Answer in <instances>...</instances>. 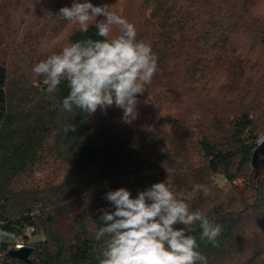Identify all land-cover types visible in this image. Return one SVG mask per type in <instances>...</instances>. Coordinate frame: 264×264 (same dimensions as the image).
Here are the masks:
<instances>
[{"label": "trees", "instance_id": "obj_1", "mask_svg": "<svg viewBox=\"0 0 264 264\" xmlns=\"http://www.w3.org/2000/svg\"><path fill=\"white\" fill-rule=\"evenodd\" d=\"M91 2L134 24L158 58L131 123L114 105L64 110L67 82L50 95L32 71L63 33L66 46L103 39L56 17L73 0H0V233L32 249L17 259L0 234V264H99L106 193L135 198L165 180L222 226L218 246L190 226L207 264H264V0Z\"/></svg>", "mask_w": 264, "mask_h": 264}, {"label": "clouds", "instance_id": "obj_2", "mask_svg": "<svg viewBox=\"0 0 264 264\" xmlns=\"http://www.w3.org/2000/svg\"><path fill=\"white\" fill-rule=\"evenodd\" d=\"M56 17L78 25L82 33L94 24L103 39L70 43L36 63L32 71L44 78L47 93H55L66 81L69 93L62 100L64 110L94 114L98 108L114 105L123 110L122 120L131 123L138 116V94H144L157 72L158 58L151 45L138 41L135 25L109 4L73 0ZM198 188L208 195L204 185ZM105 199L114 210L101 209L103 226L94 233L104 244L99 264H207L196 237L189 234L196 224L200 239L218 246L222 226L202 211L192 210L167 180L139 191L135 198L121 187L108 191Z\"/></svg>", "mask_w": 264, "mask_h": 264}, {"label": "water", "instance_id": "obj_3", "mask_svg": "<svg viewBox=\"0 0 264 264\" xmlns=\"http://www.w3.org/2000/svg\"><path fill=\"white\" fill-rule=\"evenodd\" d=\"M254 167L255 168L264 167V140L261 141L259 149L255 154ZM31 252L32 249L30 247H24L20 250L13 251L12 256L23 261H28Z\"/></svg>", "mask_w": 264, "mask_h": 264}, {"label": "rangeland", "instance_id": "obj_4", "mask_svg": "<svg viewBox=\"0 0 264 264\" xmlns=\"http://www.w3.org/2000/svg\"><path fill=\"white\" fill-rule=\"evenodd\" d=\"M55 44H56V51L58 52L61 51L62 48L66 46L65 33L61 34V36L57 39ZM217 181L221 186H226L225 180L221 176L217 178Z\"/></svg>", "mask_w": 264, "mask_h": 264}, {"label": "built area", "instance_id": "obj_5", "mask_svg": "<svg viewBox=\"0 0 264 264\" xmlns=\"http://www.w3.org/2000/svg\"><path fill=\"white\" fill-rule=\"evenodd\" d=\"M28 232L29 233H32L33 232V229H28ZM1 234V236H3V237H6V238H9V239H11V240H13V241H15V250H20V249H22V248H24V247H27L26 245H24L23 243H21L20 241H18L13 235H11V234H7V233H4V232H1L0 233Z\"/></svg>", "mask_w": 264, "mask_h": 264}]
</instances>
